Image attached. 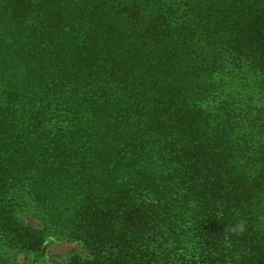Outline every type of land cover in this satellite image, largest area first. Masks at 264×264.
Wrapping results in <instances>:
<instances>
[{"label": "trees", "instance_id": "obj_1", "mask_svg": "<svg viewBox=\"0 0 264 264\" xmlns=\"http://www.w3.org/2000/svg\"><path fill=\"white\" fill-rule=\"evenodd\" d=\"M47 237L264 264V0H0V264Z\"/></svg>", "mask_w": 264, "mask_h": 264}, {"label": "rangeland", "instance_id": "obj_2", "mask_svg": "<svg viewBox=\"0 0 264 264\" xmlns=\"http://www.w3.org/2000/svg\"><path fill=\"white\" fill-rule=\"evenodd\" d=\"M31 224H36L34 219H26ZM83 256L84 252L77 242H64L53 237H47L42 245L39 261L33 262L28 255L17 254V264H65L72 255Z\"/></svg>", "mask_w": 264, "mask_h": 264}, {"label": "clouds", "instance_id": "obj_3", "mask_svg": "<svg viewBox=\"0 0 264 264\" xmlns=\"http://www.w3.org/2000/svg\"><path fill=\"white\" fill-rule=\"evenodd\" d=\"M237 230H238L239 233H243V231H244V226H243V223H242V222L239 224ZM234 231H236V230H234Z\"/></svg>", "mask_w": 264, "mask_h": 264}]
</instances>
